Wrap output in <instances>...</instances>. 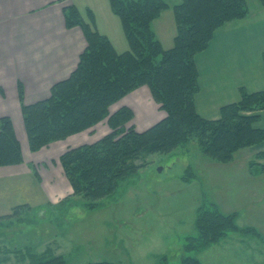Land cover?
Instances as JSON below:
<instances>
[{"label":"trees","instance_id":"obj_1","mask_svg":"<svg viewBox=\"0 0 264 264\" xmlns=\"http://www.w3.org/2000/svg\"><path fill=\"white\" fill-rule=\"evenodd\" d=\"M259 2L264 8V0ZM249 4L248 0H180L174 5L166 0H110L129 43V49L123 52L117 51L108 35L93 29L75 5L67 7V27H80L88 47L71 78L55 85L49 99L28 106L23 103L32 151H40L54 141L64 140L107 119L111 128L108 135L69 149L60 157L74 193L86 201H94L113 194L120 182L143 168L145 164L136 161L146 154H168L196 139L202 153L212 162L227 164L239 149L260 145L264 141V129L256 127V123L264 111V90L255 93L241 90L242 99L225 105L218 119L204 118L196 107L200 76L197 56L208 49L217 30L247 18L251 14ZM166 9L173 10L177 27L171 49H163L151 28L152 22ZM143 84L151 87L152 96L167 116L145 132H137L134 125L128 126L134 117L133 109L124 106L111 113L109 108ZM257 109L258 114L246 115L249 110ZM23 162L11 119L0 118V166ZM96 204L91 202L88 206ZM210 205L211 210L205 205L198 208L200 237L190 240L194 247H188L189 251L218 243L230 231L255 233L253 229L238 227L237 213L225 214L213 201ZM23 208L26 205L15 207L14 215ZM40 260L35 264H67L62 257ZM184 264H200V261L197 257H185Z\"/></svg>","mask_w":264,"mask_h":264},{"label":"rangeland","instance_id":"obj_2","mask_svg":"<svg viewBox=\"0 0 264 264\" xmlns=\"http://www.w3.org/2000/svg\"><path fill=\"white\" fill-rule=\"evenodd\" d=\"M166 1L174 5L180 0ZM248 1L251 13L262 8L259 0ZM109 2L75 0L89 22L92 17L87 9H94L97 21L92 28L107 33L117 51L122 52L129 43L120 18H114L111 13ZM171 11L172 14L164 10L151 27L167 41L165 44L171 43L174 30L177 35L175 15ZM152 95L151 87L143 84L131 89L109 109L111 113L124 106L133 109L134 117L128 126L134 125L137 132H145L167 116ZM141 109L143 115L149 112L150 117L146 115L147 119H143ZM258 112V109L249 110L246 115ZM263 112H260L259 122ZM107 121L104 119L68 136L67 143L81 146L98 141L111 131ZM60 141L54 142L65 148ZM263 146L264 141L239 149L230 162L220 164L212 162L202 153L196 139H192L187 146L168 154H146L136 161L139 165L145 164L143 168L120 182L113 194L94 201H86L82 195L74 193L60 158L39 164L36 172L43 176L41 179L32 175L2 184L0 181L2 202L9 197L10 190L8 204L26 205L18 215H14L15 208L9 214L0 215L4 218L0 220V264H35L46 257H62L67 264L104 261L184 264L185 257H197L200 264H264ZM252 161L259 164L254 165ZM60 172L69 182L71 192L65 197L57 195L55 200H48L45 192L52 190L46 188H52L54 183L44 181L48 177L46 174L51 177L59 173L53 181L61 184ZM212 201L225 214L237 213L235 220L240 229L250 228L255 233L230 231L218 243L189 251L188 247H194L190 240L200 237L198 208L205 205L211 210ZM91 202L97 203L96 206L89 207Z\"/></svg>","mask_w":264,"mask_h":264},{"label":"crops","instance_id":"obj_3","mask_svg":"<svg viewBox=\"0 0 264 264\" xmlns=\"http://www.w3.org/2000/svg\"><path fill=\"white\" fill-rule=\"evenodd\" d=\"M73 5L78 8L75 0H0V118L11 119L24 160L19 165L0 166L1 184L20 177L31 178L32 175L41 179L43 176L36 172L39 164L60 160L69 147L79 146L68 144L70 139L65 138L60 141L65 148L54 142L33 152L22 111L23 103L28 106L49 99L52 88L70 79L78 68L88 42L80 27H67L65 9ZM109 7L114 18H117L110 2ZM78 9L84 19L82 11ZM261 9L244 20L232 21L221 27L214 34L208 49L197 56L200 76L196 107L204 118H220L221 109L225 105L242 99L243 89L250 93L264 90V8ZM92 10L88 8V14ZM93 11L89 15L92 23L85 19L91 26L97 21ZM169 11L172 14L171 9ZM173 32L171 43L165 44L167 41L156 30L164 49L173 48L176 36L175 30ZM128 48L125 46L124 50ZM140 112L143 119H147L148 115L150 117L149 112L148 115H143V109ZM262 115L256 127L264 129V112ZM58 174L51 177L46 174L48 177L44 179L45 182L54 183L52 188H46L52 191L43 194L48 200H55L57 195L66 196L71 192V186L61 172V184L53 181ZM8 196L3 199L4 202L0 200V215L9 214L18 206L8 204L11 199L10 190Z\"/></svg>","mask_w":264,"mask_h":264}]
</instances>
